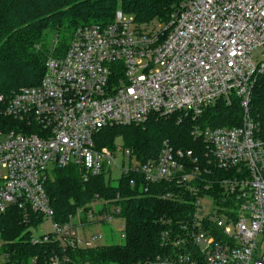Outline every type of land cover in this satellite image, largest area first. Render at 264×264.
I'll return each instance as SVG.
<instances>
[{"label": "built area", "instance_id": "1", "mask_svg": "<svg viewBox=\"0 0 264 264\" xmlns=\"http://www.w3.org/2000/svg\"><path fill=\"white\" fill-rule=\"evenodd\" d=\"M44 66L37 85L5 103L3 113L22 125L0 130V215L17 208L34 243L61 249L29 264H68V249L104 244L103 234L87 227L119 220V209L101 210L107 201L99 200L54 221L46 183L56 167L70 164L110 178L118 153L121 175L176 187L163 192L165 199L193 197L180 228L163 231L160 253L144 264H264V140L248 113L252 85L264 71V0H182L156 26L117 10L110 23L77 28L67 49ZM220 98L238 99L241 123L195 125L200 156L164 142L143 163L128 148L96 139L107 125L139 124L155 114L195 118ZM45 219L51 230L35 236ZM118 231L124 238L123 220Z\"/></svg>", "mask_w": 264, "mask_h": 264}, {"label": "trees", "instance_id": "2", "mask_svg": "<svg viewBox=\"0 0 264 264\" xmlns=\"http://www.w3.org/2000/svg\"><path fill=\"white\" fill-rule=\"evenodd\" d=\"M181 1L0 0V130L19 129L22 123L3 113L6 101L22 88L39 83L45 60L62 54L77 28L110 23L117 10L139 25H161L169 21ZM248 113L257 135L264 140V71L257 74L252 85ZM241 115L237 98L230 103L220 98L195 118L180 113L155 114L139 124L107 125L97 132L96 139L101 145L112 146L120 136L122 146L143 163L156 157L164 142L200 156L203 143L192 135L194 126H238ZM132 178L134 185L130 184ZM212 179L211 174L204 177L205 181ZM168 188L176 187L167 183L146 185L141 176L129 173L112 183L105 173L91 175L71 164L56 167L46 183L54 221L65 222L77 207L99 200L107 201L101 210L114 206L124 221L123 243L68 249V264H144L154 259L161 251V233L179 229L180 220L192 211L193 197L186 194L181 199H165L162 194ZM30 227L15 207L0 215V256H5L0 264H29L35 255L44 258L51 250L61 254L57 242L34 243Z\"/></svg>", "mask_w": 264, "mask_h": 264}, {"label": "rangeland", "instance_id": "3", "mask_svg": "<svg viewBox=\"0 0 264 264\" xmlns=\"http://www.w3.org/2000/svg\"><path fill=\"white\" fill-rule=\"evenodd\" d=\"M149 26H156V22H152L148 24ZM114 144L117 148L122 147L123 142L120 136H117L114 140ZM113 146V145H112ZM121 161H120V153H118V157L116 160V166H113L111 170L110 179L112 183H115L116 180L121 175L120 167ZM204 206L207 208L210 206V204L205 203ZM122 220H114L112 223H104L103 225H90L87 227L88 233L93 231H100L103 234L102 243L109 244V243H115V244H121L123 243V238L120 235V232L118 231V227L120 226V222ZM43 226L37 228L35 231V236H38L43 229L45 230H51V224L49 222V219H45L43 222ZM5 256H0V260H4Z\"/></svg>", "mask_w": 264, "mask_h": 264}]
</instances>
